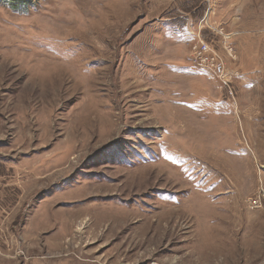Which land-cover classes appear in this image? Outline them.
I'll return each mask as SVG.
<instances>
[{
	"label": "rangeland",
	"instance_id": "rangeland-1",
	"mask_svg": "<svg viewBox=\"0 0 264 264\" xmlns=\"http://www.w3.org/2000/svg\"><path fill=\"white\" fill-rule=\"evenodd\" d=\"M0 264H264V0H0Z\"/></svg>",
	"mask_w": 264,
	"mask_h": 264
},
{
	"label": "built area",
	"instance_id": "built-area-1",
	"mask_svg": "<svg viewBox=\"0 0 264 264\" xmlns=\"http://www.w3.org/2000/svg\"><path fill=\"white\" fill-rule=\"evenodd\" d=\"M216 33H224L222 30L215 31ZM192 40L190 41V53L192 64L203 71H206L213 76L228 83L230 72L226 68V61L221 52L215 48L211 41L207 40L200 30L192 31ZM232 35H225V40L231 38ZM227 54L234 58L231 47H226Z\"/></svg>",
	"mask_w": 264,
	"mask_h": 264
}]
</instances>
